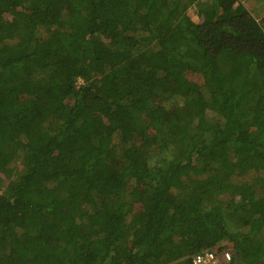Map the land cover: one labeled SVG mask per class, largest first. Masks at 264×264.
<instances>
[{"label":"trees","instance_id":"obj_1","mask_svg":"<svg viewBox=\"0 0 264 264\" xmlns=\"http://www.w3.org/2000/svg\"><path fill=\"white\" fill-rule=\"evenodd\" d=\"M245 5L0 0V264H264V21Z\"/></svg>","mask_w":264,"mask_h":264},{"label":"rangeland","instance_id":"obj_2","mask_svg":"<svg viewBox=\"0 0 264 264\" xmlns=\"http://www.w3.org/2000/svg\"><path fill=\"white\" fill-rule=\"evenodd\" d=\"M244 5L246 3V9L251 13V15L262 24V22L264 21V0H240ZM188 16L195 22L198 21V17H197V11L195 7H191L188 10ZM186 80L187 83H192L193 85H201L202 84V78L201 76L194 74V73H190L188 72L186 74ZM184 111L187 112L188 114L192 115L193 113H196L195 111H197V106L196 103H193L191 105H184ZM250 176V175H249ZM182 183L181 181L178 182V184ZM135 186V184H134ZM141 188V187H140ZM143 193V192H142ZM141 193V194H142ZM146 196L144 194L137 196L134 198V205H135V212H140L141 210H143V205L146 201ZM261 238L264 241V231L263 233H261ZM224 251H229L231 252L230 248L224 250ZM219 262V261H218ZM224 261L220 260L219 264H222Z\"/></svg>","mask_w":264,"mask_h":264},{"label":"built area","instance_id":"obj_3","mask_svg":"<svg viewBox=\"0 0 264 264\" xmlns=\"http://www.w3.org/2000/svg\"><path fill=\"white\" fill-rule=\"evenodd\" d=\"M231 253L229 251L221 252L222 259L226 262L230 260ZM217 253L215 251L203 252L194 257V264H216Z\"/></svg>","mask_w":264,"mask_h":264},{"label":"clouds","instance_id":"obj_4","mask_svg":"<svg viewBox=\"0 0 264 264\" xmlns=\"http://www.w3.org/2000/svg\"><path fill=\"white\" fill-rule=\"evenodd\" d=\"M231 252H232V251H231ZM231 252H230V253H231Z\"/></svg>","mask_w":264,"mask_h":264}]
</instances>
